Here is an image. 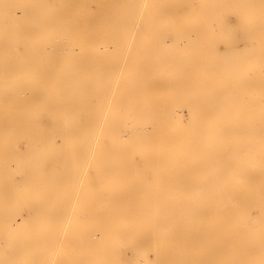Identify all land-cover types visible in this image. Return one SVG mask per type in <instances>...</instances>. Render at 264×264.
<instances>
[{
    "label": "bare ground",
    "instance_id": "obj_1",
    "mask_svg": "<svg viewBox=\"0 0 264 264\" xmlns=\"http://www.w3.org/2000/svg\"><path fill=\"white\" fill-rule=\"evenodd\" d=\"M254 2L0 0V264H264ZM169 5L240 23L172 48ZM237 33L243 48L216 50Z\"/></svg>",
    "mask_w": 264,
    "mask_h": 264
},
{
    "label": "rangeland",
    "instance_id": "obj_2",
    "mask_svg": "<svg viewBox=\"0 0 264 264\" xmlns=\"http://www.w3.org/2000/svg\"><path fill=\"white\" fill-rule=\"evenodd\" d=\"M254 1H256L257 3L254 2ZM258 1H260V0H258ZM258 1H257V0H249L250 4H251V3L253 4V2H254V3H256V5H257L258 3H260V2H258ZM227 4H228V6L231 5L230 2H227ZM253 5H254V4H253ZM256 5H255V6H256ZM232 6H234V5H231L230 8H232ZM168 7H170V5H169ZM168 7H166L167 9H165V11L167 10L168 12L166 13V12L164 11V14L166 13V14H169V15L171 16V14H172V10H173V6L170 7V9L172 8L171 10H169ZM260 7H261V6H260ZM256 8L259 9V4L257 5ZM157 12H158V11H157ZM157 14H159V15L157 16ZM157 14L153 17L154 21H152V23H153V22L155 23V24L153 23V25H154L153 29L157 26L156 24H158L159 20H160L161 17L164 15V14H163V15H161V17H159V16H160V13L158 12ZM166 14H165V17H164V18L162 17V20H163V19H167L166 16H168V18H169L168 20L171 21V18H172L173 16L170 17L169 15H166ZM175 16L178 18V15H175ZM220 16H221L222 18H219L218 21H217V20L215 21V20H213V19H209V18H207V19L210 20V21L208 20L209 22H211V21L213 22V23L211 22L210 24L208 23V25L214 26L215 28H214V27H211V26L209 27L208 25H206V23L208 22L207 20H205L206 23L204 24V21H203L204 19H203V20H200V21H202V22H199L200 24H198V21L196 22V20H194L195 22H192V23H190V25H189V22H191V21L188 22L187 20H184V18H182L183 16H182L181 18H178V19L176 18V21H177V20L179 21V19H180V21L182 22V19H183L185 22L187 21V24H186V23L184 24V21H183L182 23H179V24H178L179 26H178V25L175 26V24H177L178 21L176 22V21L174 20L175 17H173L174 19L172 18V20H174V21H172V22H173V23H171L172 25H171V24H169V25L166 24V23H168L169 21H167V22L165 21V22H166V23H165V26L167 27V25H168L169 28H170V30H171V28H172V29H173V30H172L173 33H174V28H175V27H178V28H177V29H178V32H175V33H174L175 36H176V33H177V34L180 33V32H179V31H180V30H179V27L181 28L180 25H182V26L185 25L184 27L181 28V30L183 29V30H182L183 32H181V34H179L180 37H179V35H178L179 39H177V38H178L177 36H176V37L174 36V37H171V38H166L165 40L169 41L170 43L172 42L171 47L173 46V43H174L175 41L178 42V41L181 40V41H183V43H180V42H181V41H180V42H178V45L180 44V46H182V47H183L185 44H188L187 46L192 45L191 48L188 47V50H189V49L192 50V48L195 47V45H194V47H193L194 41L191 40V39H192L191 37H190L191 39H190V38L188 39V37H189V36H193V38H195L194 35L196 36L197 34H198L199 36L197 35V36H196V39H194V40H197V37H198V38L200 37V33L195 34V32H194V31H197V30H196V29H197L196 27H197L198 25H199L198 28H200V31L203 29L204 31L206 30L205 32H208L209 29H210V32H212V30H213V28H214V30H213V34L216 33L217 30H218V31L220 30L219 32L217 31V33H220V34H227V33L229 32V30H230L229 28H231V30H234V29H235L234 27L236 26V24L240 23L239 20H238V18H239L238 16H235V15H234V16H233L234 18H233L232 16H230V15H228V14H227V15H224L223 12H220ZM224 16H225V17H224ZM156 17H157V18L159 17V19L157 20ZM179 17H180V16H179ZM236 17H237V18H236ZM230 18H231V19H230ZM155 19H156V20H155ZM162 20H161V21H162ZM234 20H235V21H234ZM157 21H158V22H157ZM161 21H160V22H161ZM163 21H164V20H163ZM192 21H193V20H192ZM228 21H229V22H228ZM231 21H232V22H231ZM113 22H118V21H113ZM122 22H125V21L119 20V23H122ZM156 22H157V23H156ZM160 22H159L158 25H161V24L163 25V23H160ZM174 22H175V24H174ZM215 22H216V24H215ZM169 23H170V22H169ZM201 23H202V25H201ZM217 23H218L219 27H221V29H223V30H221V29H219V28L217 29V26H218ZM173 24H174V25H173ZM195 24H198V25H195ZM188 25L191 27V30H192V31L189 30V29H188L189 31L187 30V28H190ZM200 25H201V26L205 25V27H207V29H206V28L204 29V27H201ZM220 25H221V26H220ZM165 26H164V27H163V26L160 27V28H162V29H160V31H161V30L165 31V29H166ZM186 26H187V27H186ZM256 26H260V24L258 23ZM157 27H158V28H157ZM157 27H156L154 30H153V29H152V30L155 31V30L159 29V26H157ZM185 27H186V28H185ZM167 28H168V27H167ZM184 28H185V29H184ZM195 28H196V29H195ZM201 28H202V29H201ZM211 28H212V30H211ZM227 28H228V29H227ZM193 29H195V30H193ZM198 30H199V29H198ZM207 30H208V31H207ZM224 30H225L226 32H222V31H224ZM231 30H230V31H231ZM157 31H158V30H157ZM160 31H159V32H160ZM172 31H171V32H172ZM175 31H176V29H175ZM187 31H188L190 34H191V32H193L194 34H192V35L189 34V35H188ZM204 31H202V34H203V35H204V33H203ZM197 32H198V31H197ZM182 33H184V34H182ZM186 34H187V36H186ZM202 34H201V36H202ZM239 34H240V33H237V36L235 35V37H234V36L229 37V38H231V39L234 37L233 40H234L235 42H234V44H232V45L227 41V40H230V39L227 38V40H226V39L224 38V39L228 42V44H229V45H227L226 47H223V46H224L223 43H222L223 46H220V45H221V42H220V39L218 38L219 43H218V47H215L216 50H228L229 48H230V50H231V48H234V47H236V46H240L239 49H241V47H242L241 45H243V43H245L244 40H246V39H245L246 35H245V36H242V35H239ZM244 34H245V33H244ZM186 37H187V38H186ZM175 38H176V39H175ZM184 38L186 39V41H185ZM246 38H247V37H246ZM174 39H175V40H174ZM183 39H184V40H183ZM200 39H201V37L199 38V40H200ZM214 39L217 41V38H212L213 41H212L211 39H210V40L208 39V40H209V43H210L211 41H212V44L215 43ZM224 39H221V41L223 40V42L226 43V41H225ZM239 39H240V40H239ZM127 40H128L129 42L131 41V39H127ZM156 40H157L156 42H158V40H163V39H161V38H159V39L156 38ZM165 40H164V41H165ZM190 40L193 41L192 44H191V41H190ZM173 41H174V42H173ZM189 41H190V42H189ZM201 41H202V40H201ZM201 41H200V42H201ZM205 41H206V39H205ZM205 41H204V39H203L202 42H205ZM165 42H166V41H165ZM176 42H175V43H176ZM187 42H188V43H187ZM197 42H199V41H196V43H197ZM207 42H208V41H207ZM230 42L233 43L232 40H231ZM175 43H174L175 48H177V49H183V48H180V47L178 48V47H177L178 45H176L177 43H176V44H175ZM182 44H184V45H182ZM212 44H211V45H212ZM214 45H215V44H214ZM233 45H234V46H233ZM235 45H236V46H235ZM185 46H186V45H185ZM185 46H184V47H185ZM187 46H186V49H187ZM209 46H210V45H209ZM215 46H216V45H215ZM201 47H202V46H201ZM201 47H200V46H199V47H195L194 49H196V50H197V49H198V50L201 49V50H202L203 47H202V48H201ZM172 48H174V46H173ZM211 48H212V47H211ZM211 48H208V47H207V48H205V51H206V49H211ZM242 48H243V47H242ZM186 49H184V50H186ZM194 49H193V50H194ZM212 49H213V48H212ZM212 49H211V51H212ZM203 50H204V49H203ZM213 50H214V49H213ZM207 51H208V50H207ZM252 51H253V50H252ZM262 51L264 52L263 49H262ZM209 52H210V50H209ZM253 52H254V51H253ZM263 52H262V53H263ZM192 54H193V53H192ZM194 54L197 55V56H196V57H197V60L195 59L196 57H195V55H194V59H193L192 61L195 62L194 60H196V63H199V64H196V65H195V63H193V62H192V63H193L195 66H198V65H199V66H204V65H202L203 63H202V64L200 63L201 61H200V59L198 58V57H200V56H199L200 54H199V55H198V53H197V54L194 53ZM263 54H264V53H263ZM249 56H250V55H249ZM251 56H252V52H251ZM200 58H201V57H200ZM214 60H215V59H214ZM197 61H199V62H197ZM188 64H189L188 67H189V66H190V67H191V66L194 67V65H192L191 63H188ZM190 64H191V65H190ZM210 64L212 65V63H210ZM205 65H206V64H205ZM207 65H209V63H208ZM214 65H216V64H214ZM235 65H238V62L235 63ZM258 65H259V64H258ZM262 65H263V64H262ZM259 66H260V65H259ZM256 70H257V69H256ZM192 71H193V70H191L190 72H192ZM256 72H257V71H256ZM256 72L253 70V73H256ZM175 80H177V79H173V80H169V81L172 82V83H174V82H176ZM240 80H242V79H240ZM243 80H244V79H243ZM245 80L248 81V82H249V81H250V82L252 81V83H255V82L257 83L258 81L261 82V80H259V79H256V80H255V78H254L253 80H252V78H251V80H250V79H249V80L245 79ZM188 81H189V80H188ZM190 81H191V80H190ZM253 81H254V82H253ZM262 81H264V80H262ZM244 82H245V81H244ZM181 107H182V108H181ZM181 107H179L180 109H179V112H178V116H179V118H180L181 123H182L183 125H185V124L188 122V119H189V115H188V112H187V111H188V108H187V107L185 108V106H181ZM137 164H138V162H137ZM92 174H93V171H90V175H91V176H92ZM17 177H18V180L16 181V183H19V182H21V181L23 180V179H21V178H22L21 174H17ZM147 256H148V257H152V253H150V252H149V254L147 253Z\"/></svg>",
    "mask_w": 264,
    "mask_h": 264
}]
</instances>
